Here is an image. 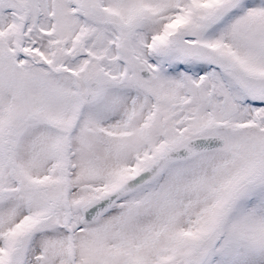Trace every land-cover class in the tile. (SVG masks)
I'll list each match as a JSON object with an SVG mask.
<instances>
[{"label":"snow or ice","instance_id":"obj_1","mask_svg":"<svg viewBox=\"0 0 264 264\" xmlns=\"http://www.w3.org/2000/svg\"><path fill=\"white\" fill-rule=\"evenodd\" d=\"M0 264H264V0H0Z\"/></svg>","mask_w":264,"mask_h":264}]
</instances>
